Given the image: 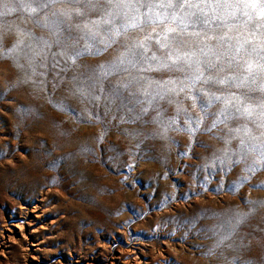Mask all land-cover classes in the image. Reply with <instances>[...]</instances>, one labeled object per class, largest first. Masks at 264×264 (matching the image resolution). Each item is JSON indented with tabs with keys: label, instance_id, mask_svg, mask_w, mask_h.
I'll return each instance as SVG.
<instances>
[{
	"label": "rangeland",
	"instance_id": "obj_1",
	"mask_svg": "<svg viewBox=\"0 0 264 264\" xmlns=\"http://www.w3.org/2000/svg\"><path fill=\"white\" fill-rule=\"evenodd\" d=\"M70 7L56 4L53 10ZM245 19L229 20L231 31L213 25L200 36H185L180 52L196 50L199 55V47L223 51L216 39L206 37L226 31L233 45L251 39ZM0 25V264H233L234 258L264 264V207L256 208L211 255L216 237L201 231L225 219L213 213L247 212V200H264V187L254 186L264 182V169L244 171L258 160L257 153L231 166L239 158L233 153L238 141L228 132L239 127L247 140L246 126L249 136L264 142V129L244 119L212 128L209 116L190 130L204 116L197 89L217 95L223 91L226 97L235 89L193 84L199 74L195 65L184 66V72L156 71L158 65L150 60L101 79L98 66L125 52L121 42L73 63L53 55L61 51L57 37L27 12L7 15ZM162 28L148 25L119 39L131 44L149 33L155 37L153 29L162 33ZM14 44L16 51L9 53ZM232 74L238 73L233 69ZM125 82L123 106H106ZM262 84L260 77L248 84L256 91L243 97L246 103L260 104ZM184 85L188 87L180 92ZM173 87L176 91H167ZM189 115L195 118L191 123ZM218 158L227 159L228 171H221ZM241 175L248 181L230 190Z\"/></svg>",
	"mask_w": 264,
	"mask_h": 264
},
{
	"label": "snow or ice",
	"instance_id": "obj_2",
	"mask_svg": "<svg viewBox=\"0 0 264 264\" xmlns=\"http://www.w3.org/2000/svg\"><path fill=\"white\" fill-rule=\"evenodd\" d=\"M56 4L71 7L53 10ZM21 11L27 12L35 20L37 26L48 29L57 37L55 44L61 51L53 55L64 57L73 63L82 56L99 54L112 44L121 42L125 52L114 61L98 66L103 70L99 74L101 79L126 72L128 67L134 68L150 60L158 65L156 71L176 69L184 72V66L192 69L195 65L196 72L199 74L193 79V84L202 82L209 87L220 85L225 89H235L230 91L227 97L223 95V91L217 95L215 92L197 89L196 97L200 99L204 116L195 122V127L190 129L191 131L197 130L203 119L209 116L212 117V128L219 124H226L230 120L244 119L264 129V99L259 105H253L250 102L246 103L243 98L244 96L251 97L256 91L248 87L250 82L254 84L257 77L264 80V63L261 62L264 61V54H262L264 53V0H0V20L7 15ZM91 13H98V15L92 18ZM240 16L246 18L243 21L246 26L251 25V39L243 43L237 41L233 45L229 42L232 38L226 31L219 37H206L208 41L216 39L219 47L224 49L223 51L217 52L213 47L205 51L204 47H199V55L196 50L180 52V45L187 43L185 36H200L205 28H211L213 25L216 28L225 27L231 31L228 21L239 22ZM148 25H162V33L153 29L155 37L149 33L144 39L133 40L131 44L120 41L119 38L123 37L127 31L143 30ZM81 41L85 43L82 45ZM45 47L50 48L51 45L45 44ZM16 48L17 45L14 44L12 49L7 51L11 53L16 51ZM152 48L156 50L151 51ZM0 51H3L2 31H0ZM173 51L177 53L175 56H173ZM157 52H166L167 55L162 58L157 55ZM242 52L249 59H244ZM253 54L258 57L255 62L251 59ZM35 55L39 56L40 53ZM233 69L238 74H232ZM33 71L35 74V70ZM205 71L209 73L206 78ZM226 71L228 74L221 77L220 74ZM212 72L216 75H212ZM185 79H188L186 74ZM172 83L176 82L172 81ZM128 87L127 82L117 86L112 95L107 98L106 106H123L120 89ZM185 87L188 86L180 87L179 91L183 92ZM167 91L174 92L176 89L168 88ZM259 91L264 92V84L261 85ZM75 92L81 96L85 95V92L79 88ZM241 92L243 95L237 99ZM214 104L221 105V107L216 112H209L208 109ZM257 108L260 109L259 113L256 111ZM194 120L195 118L189 115V122ZM206 130L211 129L206 128ZM241 131L239 127L228 129L231 139L238 141L233 153L239 158L232 160L231 166L242 161L246 162L249 154L255 152L258 160L246 164L244 171L252 173L264 169V142L259 141L258 137L249 136L250 129L246 126L243 132L244 136L248 137L247 140L239 135ZM261 135H264V132ZM218 161L221 171L229 170L227 159L218 158ZM248 179L247 176H239L237 181L232 183L230 190H237ZM254 186L264 187V182ZM246 203L251 206L247 212L229 210L223 214L213 213L214 217L223 215L225 219L220 224L201 229L202 232H211L216 237V243L212 249H209V255L213 254L215 248L225 246V242L231 239L242 224L246 223L256 208L264 207V200H247ZM202 214L206 216L207 210H204ZM192 226H195V221L192 222ZM233 264H245V262L234 258Z\"/></svg>",
	"mask_w": 264,
	"mask_h": 264
}]
</instances>
